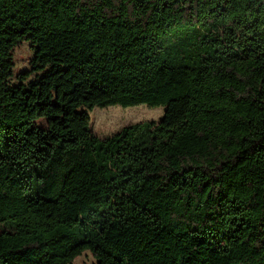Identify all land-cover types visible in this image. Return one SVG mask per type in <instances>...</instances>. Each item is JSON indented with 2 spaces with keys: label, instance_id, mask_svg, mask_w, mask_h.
Masks as SVG:
<instances>
[{
  "label": "trees",
  "instance_id": "1",
  "mask_svg": "<svg viewBox=\"0 0 264 264\" xmlns=\"http://www.w3.org/2000/svg\"><path fill=\"white\" fill-rule=\"evenodd\" d=\"M140 104L164 116L93 133ZM86 251L264 264V0H0V264Z\"/></svg>",
  "mask_w": 264,
  "mask_h": 264
},
{
  "label": "rangeland",
  "instance_id": "2",
  "mask_svg": "<svg viewBox=\"0 0 264 264\" xmlns=\"http://www.w3.org/2000/svg\"><path fill=\"white\" fill-rule=\"evenodd\" d=\"M34 55V49L29 42H24L16 49V73L29 68V60ZM165 112V106L151 107L147 104L123 107L113 105L95 107L91 111V128L93 133L104 139L118 133L122 128L143 121H159ZM39 126L46 125L44 120L36 122ZM96 258L90 251L84 252L75 261V264H93Z\"/></svg>",
  "mask_w": 264,
  "mask_h": 264
}]
</instances>
